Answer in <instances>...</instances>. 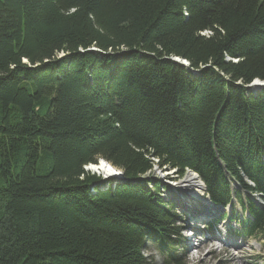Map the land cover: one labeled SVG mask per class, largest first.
<instances>
[{
  "label": "trees",
  "instance_id": "1",
  "mask_svg": "<svg viewBox=\"0 0 264 264\" xmlns=\"http://www.w3.org/2000/svg\"><path fill=\"white\" fill-rule=\"evenodd\" d=\"M255 79L264 0H0V264H147L145 241L179 231L160 182L137 180L152 157L237 198V234L264 238ZM99 158L124 180L83 169Z\"/></svg>",
  "mask_w": 264,
  "mask_h": 264
},
{
  "label": "rangeland",
  "instance_id": "2",
  "mask_svg": "<svg viewBox=\"0 0 264 264\" xmlns=\"http://www.w3.org/2000/svg\"><path fill=\"white\" fill-rule=\"evenodd\" d=\"M204 33L205 35L209 34L208 31H205L202 34ZM90 164L92 163L87 164L86 167H83V169H89L87 166ZM154 164L152 165L149 173H147L148 171L145 172L139 176L137 180L144 181L146 177H150V179L163 180V187L160 186V195L163 198L167 196V198H169L170 195L166 194L168 189L167 184L179 182L180 179H183L184 176H186V174L179 176L176 174V172L172 173L170 170L158 166L157 163ZM174 170L175 169L172 171ZM87 172L95 174L91 171ZM95 175L99 176L100 179L103 177L99 174ZM231 185L234 189H237L246 195L240 185H237L236 183H232ZM101 186V184L94 185V191L100 190ZM152 186V184L149 185V187ZM95 187H97V189H95ZM174 190L177 194H181V189ZM232 199V205L228 204L226 206V208L231 207L229 212V221L224 220L213 225L214 215H219L224 211L227 213V210H215L213 214H203L197 216L198 218L205 220L204 223L206 224H202L197 219H192L193 216L191 214L193 213L191 210H187V208H184V206L183 208L179 207L176 203V200L173 198L172 200L175 203V205H173L174 213L176 215L177 225L179 227L178 236H172L170 242L164 246H160L159 243L153 238L145 241L143 253L145 255L147 264H264V239L261 237L240 239L235 238V236L232 234V231L238 228L237 224L231 221L232 215L243 216L245 214L239 202L234 197ZM245 199L246 197H244V200ZM187 202L190 203L189 201ZM193 205H198V207H200L202 210L204 209V205L202 203H194ZM192 227L194 229L191 232H194V235L189 231L186 232L185 229H191ZM188 249L190 250L188 251ZM210 249H214L216 252L214 251L213 253H209ZM224 249H226L228 253L223 252ZM230 256H235L238 258V260L231 261Z\"/></svg>",
  "mask_w": 264,
  "mask_h": 264
},
{
  "label": "bare ground",
  "instance_id": "3",
  "mask_svg": "<svg viewBox=\"0 0 264 264\" xmlns=\"http://www.w3.org/2000/svg\"><path fill=\"white\" fill-rule=\"evenodd\" d=\"M84 167H86V166H84ZM87 167H89L90 171L94 172L95 174L102 175V176L118 175L119 173H122V171H120L116 167L112 166L110 163H108V161L107 162L104 161V159H100V161L97 162L96 164H90ZM147 173H149V171ZM201 182L194 176V174L188 173V174H186V176H184L183 179H180L179 182L171 183V186L170 187L168 186L166 194L170 195L169 198H171V197L174 198V196H175L176 198H174V199L176 200V203L179 207L183 208V206H184V208H187V210H191V212L193 213L191 215H194V217H197L200 214H197L196 212H194V210H193V204L194 203H202L203 202L205 204L208 203V207L211 206V203L208 202V200L206 198V194L204 193V191H205L204 186H203L204 183L203 182L201 183ZM232 188H233V186H232ZM174 189H181V194H177ZM187 201H189L190 203H188ZM184 203H186V206ZM232 203H233V199H232V202L230 204L232 205ZM172 205H175V203H172ZM210 208H212V207H210ZM215 209L216 208H214L213 210H209L208 213L213 212ZM205 214H207V213H205ZM207 215H209V214H207ZM189 250L190 249H188V251ZM214 251H215L214 249H210L209 253H213ZM223 252L228 253V251L226 249H224ZM230 260L231 261L238 260V258H236L235 256H230Z\"/></svg>",
  "mask_w": 264,
  "mask_h": 264
},
{
  "label": "water",
  "instance_id": "4",
  "mask_svg": "<svg viewBox=\"0 0 264 264\" xmlns=\"http://www.w3.org/2000/svg\"><path fill=\"white\" fill-rule=\"evenodd\" d=\"M91 50H97V49H92V48H91ZM172 60H174L175 62L180 63V64H182L183 66L189 68V66H188V61H186V60H184V59H179V58L175 57V58H172ZM246 87H247L248 89H250V91H247L248 93H250V92H254V91H258V90L264 89V81H263V80H260V79H255V80H253L250 84H248ZM99 161H100V159H99L97 162H99ZM188 173H192V174H194V176H195V177L201 182L199 176H198L194 171L187 170L186 174H188ZM121 174H122V173H121ZM107 176L109 177V175H107ZM107 176H106V177H107ZM115 178L118 179L119 181L124 180V178H123V174H122L121 176H117V177H115ZM133 181H136V179H134ZM201 183H202V182H201ZM204 188H205V187H204Z\"/></svg>",
  "mask_w": 264,
  "mask_h": 264
},
{
  "label": "clouds",
  "instance_id": "5",
  "mask_svg": "<svg viewBox=\"0 0 264 264\" xmlns=\"http://www.w3.org/2000/svg\"><path fill=\"white\" fill-rule=\"evenodd\" d=\"M85 171H87V170H85Z\"/></svg>",
  "mask_w": 264,
  "mask_h": 264
}]
</instances>
